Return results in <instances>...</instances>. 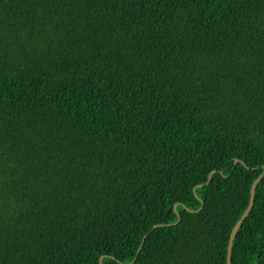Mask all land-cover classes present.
<instances>
[{
    "label": "trees",
    "instance_id": "16d2710c",
    "mask_svg": "<svg viewBox=\"0 0 264 264\" xmlns=\"http://www.w3.org/2000/svg\"><path fill=\"white\" fill-rule=\"evenodd\" d=\"M263 166L264 0H0V264H227Z\"/></svg>",
    "mask_w": 264,
    "mask_h": 264
},
{
    "label": "water",
    "instance_id": "95a60500",
    "mask_svg": "<svg viewBox=\"0 0 264 264\" xmlns=\"http://www.w3.org/2000/svg\"><path fill=\"white\" fill-rule=\"evenodd\" d=\"M264 178V166H263V171L258 175V177H256V179L254 180L252 186H251V197H250V202L249 205L246 209V211L243 213V215L240 217V219L237 221V223L235 224L232 233H231V237H230V242L228 245V255H227V264H231L232 262V247H233V242L236 236L237 231L239 230L240 226L242 225L243 221L245 220V218L248 216V214L250 213L253 204H254V200H255V191L257 188L258 183Z\"/></svg>",
    "mask_w": 264,
    "mask_h": 264
}]
</instances>
